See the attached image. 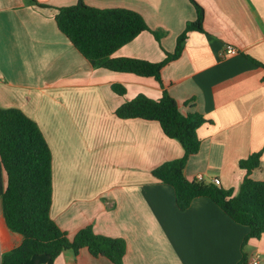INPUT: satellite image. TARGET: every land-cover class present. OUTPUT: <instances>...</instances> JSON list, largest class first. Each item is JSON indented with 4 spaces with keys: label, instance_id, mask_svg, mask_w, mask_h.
<instances>
[{
    "label": "crops",
    "instance_id": "1",
    "mask_svg": "<svg viewBox=\"0 0 264 264\" xmlns=\"http://www.w3.org/2000/svg\"><path fill=\"white\" fill-rule=\"evenodd\" d=\"M0 0V106L18 107L36 120L53 152L51 214L74 238L92 225L99 234L127 241L124 264H264V234L243 247L249 227L217 203L197 197L188 209L174 188L153 174L185 154L159 121L121 118L117 109L138 94L159 99L167 89L184 113L200 112L201 148L185 168L239 190L247 169L240 161L263 150L250 176L264 180V0H198L205 31H191L181 56L154 76L95 67L60 30L58 8L79 0ZM100 8L139 11L161 40L145 30L115 57L163 61L197 18L191 0H85ZM229 44L238 52L227 50ZM258 62H261L258 63ZM115 83L126 86L115 92ZM23 235L6 221L0 198V250L20 245ZM259 262H252L253 257ZM24 264H115L88 248L46 254Z\"/></svg>",
    "mask_w": 264,
    "mask_h": 264
},
{
    "label": "trees",
    "instance_id": "2",
    "mask_svg": "<svg viewBox=\"0 0 264 264\" xmlns=\"http://www.w3.org/2000/svg\"><path fill=\"white\" fill-rule=\"evenodd\" d=\"M31 1L49 6L39 0ZM191 1L197 9V18L190 21L178 37L175 52L168 53L167 58L159 62L114 56L119 48L145 30H151L158 40L166 33L151 29L139 11L125 7L100 8L79 0L58 8L56 20L60 30L93 66L154 76L163 86V67L181 56L191 31H205V8L198 0ZM113 88L120 95L127 91L123 84L115 83ZM116 111L121 118L157 120L166 135L182 143L185 148L182 157L165 161L153 169L157 178L174 188L180 209H188L197 197L206 196L236 222L249 227L243 247L251 238L263 236L264 180L250 176L260 166L263 150L240 161L247 175L239 190L214 180L189 179L185 168L190 157L201 148L198 130L208 122L204 114L182 112L177 99L167 89L159 99L140 93ZM53 190V152L39 123L21 108L0 106V198L9 228L23 235L20 245L3 253L0 250V264H24L39 254L54 260L66 250L79 253L83 248L97 257L124 264L128 248L125 238L99 234L92 225L81 228L71 238L61 228L51 214ZM248 263V255L244 253L238 264Z\"/></svg>",
    "mask_w": 264,
    "mask_h": 264
},
{
    "label": "built area",
    "instance_id": "3",
    "mask_svg": "<svg viewBox=\"0 0 264 264\" xmlns=\"http://www.w3.org/2000/svg\"><path fill=\"white\" fill-rule=\"evenodd\" d=\"M227 50H228L230 53H233V54H235V53L238 52L237 48H236L234 45H232V44H229V45L227 46ZM198 178H200V179H205V177H204L203 175H200ZM205 180H206V179H205ZM214 181L220 183V180H219L218 178H217V179H214ZM251 260H252V262H254V263H258V262H259V258L256 257V256L253 257Z\"/></svg>",
    "mask_w": 264,
    "mask_h": 264
}]
</instances>
